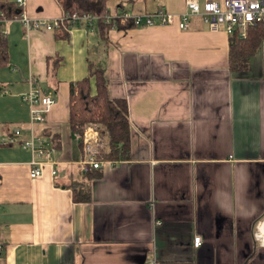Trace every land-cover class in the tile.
Segmentation results:
<instances>
[{
	"label": "crops",
	"instance_id": "obj_1",
	"mask_svg": "<svg viewBox=\"0 0 264 264\" xmlns=\"http://www.w3.org/2000/svg\"><path fill=\"white\" fill-rule=\"evenodd\" d=\"M23 2L17 12L31 20L65 14L57 0ZM160 9L183 14L185 0L106 3L109 16ZM117 22L103 36L97 21L56 31H27L17 20L0 26L8 54L0 67V264H264L253 237L264 218V36L235 72L230 37L200 18L187 31ZM89 64L102 70L109 98L126 102L125 160H97L108 148L95 124L70 128V86L89 76ZM31 86L55 100L44 124L30 123L23 97ZM16 130L19 143L39 136L53 151L38 178L29 175V149L1 143ZM87 143L100 164L88 173ZM73 189L88 200L76 202Z\"/></svg>",
	"mask_w": 264,
	"mask_h": 264
},
{
	"label": "built area",
	"instance_id": "obj_2",
	"mask_svg": "<svg viewBox=\"0 0 264 264\" xmlns=\"http://www.w3.org/2000/svg\"><path fill=\"white\" fill-rule=\"evenodd\" d=\"M18 9L24 5L23 0H17L15 3ZM186 12L175 15L165 10H157L152 13H142L129 17L127 13H120L116 16L106 15L103 18L104 24L114 28L117 21L122 24L130 22L135 28L148 27H170L177 26L181 31H187L190 28L191 20L194 17L200 18L208 28L212 31L223 30L229 37L237 34L238 38L245 39L247 30L264 24V0H226L224 3H219L215 0H185ZM8 20L19 21L27 31L30 30H46L56 31L62 26L84 24L91 26L93 22L98 20V17L90 13L82 15L78 14H64L59 20H31L26 17L23 11L19 12L11 19H7L2 11H0V26L3 22ZM33 82V80H31ZM23 100L30 108V123L32 125L44 124L46 122V115L51 111L55 100L49 95L42 94L41 91L31 86L29 92L23 97ZM20 135L19 131L13 132L9 138L3 140V145L11 146L20 144L24 148L29 149L33 154L31 161L30 178L35 179L42 175L44 163L51 161L50 156L53 153L45 145V140L39 136L32 135L30 140L19 143L16 139ZM75 138H80V135L75 134ZM97 146V143H95ZM87 152L90 157L83 162L84 171L86 173L97 170L100 164L94 160L92 156V149L87 143ZM40 160H46L44 162ZM55 175V171H52ZM264 218L258 221L254 226L253 237L255 242L260 246H264ZM201 238L194 239V247H199ZM1 251V245H0ZM155 264V263H151Z\"/></svg>",
	"mask_w": 264,
	"mask_h": 264
},
{
	"label": "trees",
	"instance_id": "obj_3",
	"mask_svg": "<svg viewBox=\"0 0 264 264\" xmlns=\"http://www.w3.org/2000/svg\"><path fill=\"white\" fill-rule=\"evenodd\" d=\"M63 13L82 15L90 13L98 17L97 24L101 36L110 26L104 24L106 3L109 0H57ZM0 10L7 19L18 14L13 3L0 5ZM132 27L130 22L125 27ZM264 36V24L247 30L246 39L238 38L237 34L230 37L229 66L232 71L238 72L245 68L248 59L256 51L259 42ZM8 60L7 42L0 33V67ZM94 81V94L91 85ZM93 123L97 126L103 139L106 138L108 151L100 150L97 160H125L128 158L131 130L128 121L127 105L125 100L111 99L108 96L106 81L102 70L89 64V76L71 84L69 102V124L73 132L82 133L85 127ZM73 199L76 202L88 200V193L73 189Z\"/></svg>",
	"mask_w": 264,
	"mask_h": 264
},
{
	"label": "bare ground",
	"instance_id": "obj_4",
	"mask_svg": "<svg viewBox=\"0 0 264 264\" xmlns=\"http://www.w3.org/2000/svg\"><path fill=\"white\" fill-rule=\"evenodd\" d=\"M263 230H264V226H263V228H262Z\"/></svg>",
	"mask_w": 264,
	"mask_h": 264
}]
</instances>
